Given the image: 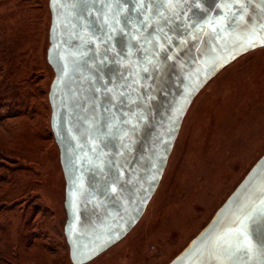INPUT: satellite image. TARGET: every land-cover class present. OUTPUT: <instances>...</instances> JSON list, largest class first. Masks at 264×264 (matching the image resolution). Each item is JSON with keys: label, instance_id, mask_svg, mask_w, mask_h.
<instances>
[{"label": "water", "instance_id": "obj_1", "mask_svg": "<svg viewBox=\"0 0 264 264\" xmlns=\"http://www.w3.org/2000/svg\"><path fill=\"white\" fill-rule=\"evenodd\" d=\"M50 126L72 264L138 224L201 90L264 47V0H50ZM169 264H264V155Z\"/></svg>", "mask_w": 264, "mask_h": 264}, {"label": "rangeland", "instance_id": "obj_2", "mask_svg": "<svg viewBox=\"0 0 264 264\" xmlns=\"http://www.w3.org/2000/svg\"><path fill=\"white\" fill-rule=\"evenodd\" d=\"M49 1L0 0V264H72L50 126ZM263 155L264 47L201 90L141 220L86 264H169Z\"/></svg>", "mask_w": 264, "mask_h": 264}, {"label": "bare ground", "instance_id": "obj_3", "mask_svg": "<svg viewBox=\"0 0 264 264\" xmlns=\"http://www.w3.org/2000/svg\"><path fill=\"white\" fill-rule=\"evenodd\" d=\"M98 257V256H97Z\"/></svg>", "mask_w": 264, "mask_h": 264}]
</instances>
